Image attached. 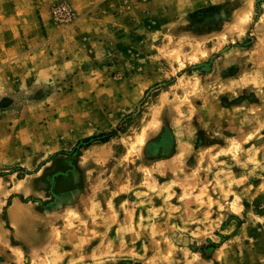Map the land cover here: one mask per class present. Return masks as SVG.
Returning <instances> with one entry per match:
<instances>
[{
	"label": "rangeland",
	"instance_id": "rangeland-1",
	"mask_svg": "<svg viewBox=\"0 0 264 264\" xmlns=\"http://www.w3.org/2000/svg\"><path fill=\"white\" fill-rule=\"evenodd\" d=\"M0 264H264V0H0Z\"/></svg>",
	"mask_w": 264,
	"mask_h": 264
},
{
	"label": "trees",
	"instance_id": "trees-1",
	"mask_svg": "<svg viewBox=\"0 0 264 264\" xmlns=\"http://www.w3.org/2000/svg\"><path fill=\"white\" fill-rule=\"evenodd\" d=\"M110 136H111V135H107L105 138H102V139H101L100 137H95V138H93V139H89V140L85 141L84 143H81V144H80V147H82L83 145H85V146H90V145H92L94 142H97V141H104V142H106L107 140H109Z\"/></svg>",
	"mask_w": 264,
	"mask_h": 264
},
{
	"label": "bare ground",
	"instance_id": "bare-ground-1",
	"mask_svg": "<svg viewBox=\"0 0 264 264\" xmlns=\"http://www.w3.org/2000/svg\"><path fill=\"white\" fill-rule=\"evenodd\" d=\"M242 18V17H241ZM244 19V18H243ZM248 21V20H247Z\"/></svg>",
	"mask_w": 264,
	"mask_h": 264
}]
</instances>
